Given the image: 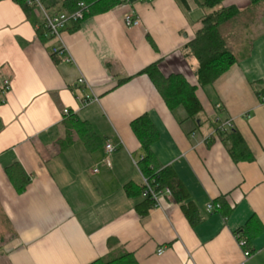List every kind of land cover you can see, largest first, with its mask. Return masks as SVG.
Returning <instances> with one entry per match:
<instances>
[{
    "label": "crops",
    "instance_id": "crops-1",
    "mask_svg": "<svg viewBox=\"0 0 264 264\" xmlns=\"http://www.w3.org/2000/svg\"><path fill=\"white\" fill-rule=\"evenodd\" d=\"M187 2L189 13L177 0H125L77 30L68 26L62 42L39 37V10L28 17L13 0L0 2V264H91L125 253L139 264H264V11L240 31L256 40L250 52L198 90L200 124L184 109L171 111L138 75L162 61L164 72L197 84V62L184 48L204 12ZM129 15L142 28H128ZM61 46L67 55L54 61ZM65 110L91 126L98 146L90 150L75 134L65 142ZM144 115L160 132L153 146L159 163L175 171L198 209L195 228L173 197L161 194L163 207L142 217L137 206L145 198L126 193L129 184L143 186L144 152L131 123ZM224 125L240 133L253 161H233L217 132ZM106 143L116 149L112 169L103 164ZM22 176L28 183L18 191ZM210 204L220 208L208 213ZM238 231L251 236L249 251Z\"/></svg>",
    "mask_w": 264,
    "mask_h": 264
},
{
    "label": "trees",
    "instance_id": "trees-1",
    "mask_svg": "<svg viewBox=\"0 0 264 264\" xmlns=\"http://www.w3.org/2000/svg\"><path fill=\"white\" fill-rule=\"evenodd\" d=\"M4 1V0H0ZM18 4L24 13L30 17L37 6L31 4V0H13ZM44 9L51 15H73L81 10V4L85 6L84 19L72 23V29H79L80 25L88 18L94 15L107 13L117 6L123 4L125 0H39ZM185 13L190 12V6L187 0H177ZM227 0H194L195 5L204 12V16L199 20V27L195 39L185 48L186 58H192L197 62L195 76L197 84L194 85L181 73L166 74L163 70L162 61L154 63L145 68L140 74L148 77L159 94L162 96L166 105L171 111L177 108H183L186 111L188 119L200 121L203 115V107L198 99L197 92L213 85L220 79L233 65L238 61L234 45L238 42L241 27L243 24L254 22L264 11V0H250L251 5L247 10H240L237 7H225ZM247 20V21H246ZM43 23L38 31L41 39L53 40L45 36ZM54 61L61 57L52 54ZM132 78L120 81V84L129 81ZM66 121L67 142L77 135L91 150L92 145L98 146L99 140L91 129V126L78 120L70 112ZM200 124L202 122L200 121ZM131 128L136 138L141 144L144 157L138 163L142 175L151 181L158 189H170L173 199L181 206L184 215L192 227H196L200 221V215L195 204L191 201L190 194L179 179L175 171L162 166L153 151V146L160 139V132L148 115L141 116L131 123ZM224 129V128H223ZM218 129V134L222 137L223 143L228 148L230 156L236 163L244 161H253L252 154L248 149L243 137L234 129ZM11 179H13L11 177ZM20 185L16 183L18 191L26 188L28 181L22 176ZM128 196L134 194L142 195L141 190H137L132 184L125 187ZM137 190V191H136ZM224 199L220 203L224 205ZM154 201L145 199L137 206L138 213L145 217L154 207ZM221 205V206H222ZM223 208V207H222ZM249 227V226H248ZM250 228V227H249ZM240 238L245 242V250H250L251 236H246L245 232H237ZM249 233V232H248ZM250 235V234H249ZM91 264H139L134 254L125 253L117 258L99 259Z\"/></svg>",
    "mask_w": 264,
    "mask_h": 264
},
{
    "label": "built area",
    "instance_id": "built-area-1",
    "mask_svg": "<svg viewBox=\"0 0 264 264\" xmlns=\"http://www.w3.org/2000/svg\"><path fill=\"white\" fill-rule=\"evenodd\" d=\"M142 2L146 3H151L152 0H140ZM31 4H34L37 6V10H39L42 15H43V29L45 31V36L47 38H51L53 40H57L59 42H62V32L67 29L68 26H70L72 23H76L79 21H82L84 19V9L85 6L81 4V10L73 15H65V14H60V15H51L49 14L42 4L40 3L39 0H31ZM124 23L128 28H142V23L139 19L133 17L132 15L126 16L124 19ZM67 49L65 46H61L58 48H55L52 52L53 55H57L59 57H65L67 55ZM68 63L72 62L71 58H68L66 60ZM79 85H84L85 80L81 78L78 81ZM3 93L8 94L11 91V82L9 80H5L3 82ZM6 101L2 100L0 103L4 104ZM92 102V99L90 97H87L83 103L86 105L88 103ZM65 115H69L70 111L65 110L64 111ZM226 125H224L223 128H225ZM105 150H106V157L103 161V164L108 168L112 169V163H111V155L115 152V147L113 146L112 143H106L105 144ZM95 172H98V170H95ZM161 194H165L168 197H172L171 191L168 188H165L163 190L158 189V186H155L151 183L150 180L145 178L143 176V192L142 196L145 199H151L154 201V207H163V200L162 197L160 196ZM219 205H214L210 204L207 206V212L208 213H213L216 209H219ZM239 243L242 247H245V242L240 238V235L238 236ZM158 256H162L164 254V250L160 249L158 251ZM246 257L251 256L250 252L245 253Z\"/></svg>",
    "mask_w": 264,
    "mask_h": 264
},
{
    "label": "rangeland",
    "instance_id": "rangeland-1",
    "mask_svg": "<svg viewBox=\"0 0 264 264\" xmlns=\"http://www.w3.org/2000/svg\"><path fill=\"white\" fill-rule=\"evenodd\" d=\"M249 25H251V22L243 24L241 27V30L248 29L247 27ZM198 27H199V25H198ZM237 41L238 42L234 45V48L236 50V57L238 60H240L241 58L244 57L243 56L244 54L250 52L251 46H253V44L255 43L256 40L249 39L248 37H244V34H242V38L239 37ZM165 73L168 74V72H166V71H165ZM180 109H183V108H180ZM203 115H201V116H203ZM110 259L112 260L113 258H110Z\"/></svg>",
    "mask_w": 264,
    "mask_h": 264
}]
</instances>
